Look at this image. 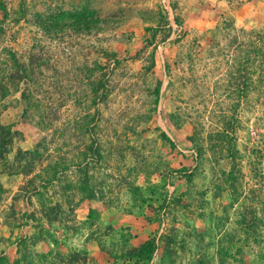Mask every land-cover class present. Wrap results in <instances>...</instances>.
<instances>
[{
    "label": "rangeland",
    "instance_id": "374dc122",
    "mask_svg": "<svg viewBox=\"0 0 264 264\" xmlns=\"http://www.w3.org/2000/svg\"><path fill=\"white\" fill-rule=\"evenodd\" d=\"M98 263L264 264V0H0V264Z\"/></svg>",
    "mask_w": 264,
    "mask_h": 264
},
{
    "label": "trees",
    "instance_id": "16d2710c",
    "mask_svg": "<svg viewBox=\"0 0 264 264\" xmlns=\"http://www.w3.org/2000/svg\"><path fill=\"white\" fill-rule=\"evenodd\" d=\"M167 24V23H166ZM146 246H150L153 248V246H155V243L152 244V242L147 241L144 244H139L137 246H134V248L131 250V254L137 253L140 250H144V248H146Z\"/></svg>",
    "mask_w": 264,
    "mask_h": 264
},
{
    "label": "crops",
    "instance_id": "0c3cea01",
    "mask_svg": "<svg viewBox=\"0 0 264 264\" xmlns=\"http://www.w3.org/2000/svg\"><path fill=\"white\" fill-rule=\"evenodd\" d=\"M99 264V263H98Z\"/></svg>",
    "mask_w": 264,
    "mask_h": 264
}]
</instances>
